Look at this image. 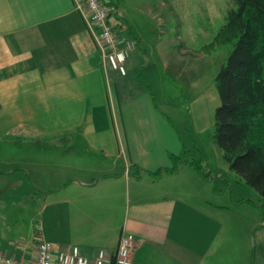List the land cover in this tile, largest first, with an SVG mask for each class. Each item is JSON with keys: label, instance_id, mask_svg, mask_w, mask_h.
I'll return each mask as SVG.
<instances>
[{"label": "crops", "instance_id": "obj_1", "mask_svg": "<svg viewBox=\"0 0 264 264\" xmlns=\"http://www.w3.org/2000/svg\"><path fill=\"white\" fill-rule=\"evenodd\" d=\"M122 17L136 40L123 76L75 0H0V253L32 264L44 237L117 264L127 231L129 264H255L258 223L213 202L180 158L179 131L133 73L144 49Z\"/></svg>", "mask_w": 264, "mask_h": 264}, {"label": "rangeland", "instance_id": "obj_2", "mask_svg": "<svg viewBox=\"0 0 264 264\" xmlns=\"http://www.w3.org/2000/svg\"><path fill=\"white\" fill-rule=\"evenodd\" d=\"M119 3L143 44L145 58L136 65L134 75L148 83L155 103L186 144L188 158L197 159L213 191L220 193L213 197V202H235L238 219L258 223L255 239V264H258L264 252V209L259 204L252 208L243 199L259 202V194L246 183L238 182L213 140V112L219 104L213 77L233 45L217 43L215 36L228 10L237 7L235 0H119Z\"/></svg>", "mask_w": 264, "mask_h": 264}, {"label": "trees", "instance_id": "obj_3", "mask_svg": "<svg viewBox=\"0 0 264 264\" xmlns=\"http://www.w3.org/2000/svg\"><path fill=\"white\" fill-rule=\"evenodd\" d=\"M215 36L233 43L213 77L219 104L213 112V140L230 172L255 189L264 209V0H235ZM188 160L204 178L194 157ZM240 179V180H239Z\"/></svg>", "mask_w": 264, "mask_h": 264}, {"label": "built area", "instance_id": "obj_4", "mask_svg": "<svg viewBox=\"0 0 264 264\" xmlns=\"http://www.w3.org/2000/svg\"><path fill=\"white\" fill-rule=\"evenodd\" d=\"M76 8L82 13L86 26L95 39L101 61L105 67L120 75L127 73L126 61L136 46V40L125 34L122 12L116 1L75 0ZM134 245L133 235L123 231L117 242L114 261L129 264ZM55 243L40 237L32 264H108L104 249H98L91 263L77 245L56 248ZM0 264H22L21 261L0 253Z\"/></svg>", "mask_w": 264, "mask_h": 264}]
</instances>
